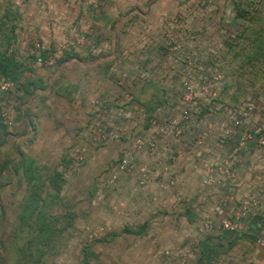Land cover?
I'll return each instance as SVG.
<instances>
[{"label": "crops", "instance_id": "1", "mask_svg": "<svg viewBox=\"0 0 264 264\" xmlns=\"http://www.w3.org/2000/svg\"><path fill=\"white\" fill-rule=\"evenodd\" d=\"M13 1L14 11L17 8L25 12L45 11L54 6L53 10L59 12L56 15L62 16L60 0H55L54 5L47 0L23 4L21 0ZM180 1L136 0L139 18L125 23L126 28L119 27L123 18L115 23L111 20L118 10H129L126 4L119 5L117 10L112 0H104L96 9L88 7L90 16L85 26L88 36H80L84 37L83 43L59 54L50 68L36 65L30 51L14 50L13 55L0 57V77L7 73L16 84L0 98V112L11 122L6 126L0 120V198L5 197L8 204L16 207L27 197L29 175L25 170L31 161L30 168L39 174L38 183L44 185L41 198L49 188L47 181L56 172L57 196L68 205L73 222H83V230L104 228L108 238L102 243L103 264H159L160 252L168 247L189 250L187 264H264V248L245 238L246 234L264 232V226L260 225H264V182L262 185L258 182L263 188L260 205L250 209L243 223L245 234L208 233L200 228L203 218L214 220L235 211V178L228 180L220 172L228 166L235 169V137L227 140L216 132L215 138L204 141V149H196L192 144L196 134L190 131L184 135L183 151L168 137H156L157 147L151 155L142 151L135 156L151 173L146 188L136 185L134 175L124 174H119L110 187L103 184L115 161L130 150L132 138L146 133L149 106L171 103L164 95L169 90L157 83L161 71L158 63L152 68L151 78L139 86L128 82L138 67L170 54L160 36V17L184 16L181 29L173 31L182 40H188L193 32L204 39L214 34L206 22L203 25L202 21L187 18L188 7ZM78 7L73 5L71 16L64 17V21L60 19L59 27L69 26L78 17ZM70 18L73 20L69 21ZM113 23L127 34L120 30L108 37ZM75 35L71 34L65 43H74ZM223 38L218 36L222 43ZM110 44L112 52L108 51ZM127 92H131L129 103L124 99ZM94 99L99 102L98 108L90 104ZM128 106L130 115L126 111ZM95 121L120 123L125 135L104 151L92 150L75 171L69 172L68 161L83 146L86 128ZM66 125L82 127L74 130L76 134L72 136L68 135ZM210 165L215 167L214 182L203 185L205 169ZM97 170L101 173L91 175ZM171 175L178 177L174 188L162 189ZM70 181L83 187L66 192ZM175 193L183 196L182 203L176 202ZM219 201H222L220 210L215 211Z\"/></svg>", "mask_w": 264, "mask_h": 264}, {"label": "rangeland", "instance_id": "2", "mask_svg": "<svg viewBox=\"0 0 264 264\" xmlns=\"http://www.w3.org/2000/svg\"><path fill=\"white\" fill-rule=\"evenodd\" d=\"M31 1L21 0L22 4ZM47 1L55 4V0ZM60 1L63 5L61 18L56 15L59 12L53 10L54 6L52 10L45 11L25 12L20 11V8L14 11L13 0H0V57L13 55L14 50L21 53L26 51L33 53L36 50L49 52L56 49L58 44L67 42L71 34H76V39L82 35L86 38L88 36L85 28L86 20L90 16L88 7L96 9L104 0ZM112 1L117 10L121 4L130 7L124 12H118V10L111 17L114 23L123 18L120 28H126L125 23L139 18V12L135 10L136 0ZM263 1L181 0L180 3L188 7L187 18L202 21L203 25L206 22L214 34L210 37L212 40L204 39L196 35V32L190 34L188 39L191 40L180 42L171 49L172 54L177 58L169 62L164 61L162 65L167 69L161 70L160 76L157 77L158 86L167 87V90H169L168 87H175L174 90L164 92V95L171 101V105L179 106L175 107L177 111L181 110L182 106V96L178 88L183 82H188L186 83L190 87V93L187 95L188 108L192 115L197 114L203 117L202 121L198 122L199 127L196 131L218 133L220 128L229 129L232 121L235 120V210L240 200L246 199L249 201L248 212L252 207L260 205L259 198L262 196L263 188L258 186V182L261 185L264 182V44L259 43L258 40L261 38L254 32L264 27ZM73 5L79 6V12L78 10V13L76 12L78 17L69 23V26L59 27L60 19L64 21V17L71 16ZM253 8L260 11V18L255 19ZM94 13L97 12L94 11ZM183 14L185 12L181 13ZM174 17L185 19L180 14ZM174 17L163 16L158 22L161 24L163 19ZM71 20L73 19L70 18L69 21ZM114 23L107 31L108 37L117 35L116 32L120 30H123L124 35L127 34L125 29L115 28ZM219 35L224 36L223 43L218 39ZM15 45L17 47L13 48ZM81 48L83 47L79 49ZM108 51H113L111 44ZM162 65L159 67L161 68ZM169 65L173 66L172 70L169 69ZM206 124L210 126L208 130H206ZM66 126L69 128L68 135L71 133L72 136L76 134L74 130L82 127ZM108 145L96 147L94 150L104 151ZM5 146L8 148V145ZM100 173L101 170H97L91 175L96 177ZM253 185L254 189H252ZM73 187L80 189L83 186H80L78 182L72 184L70 181L65 191L70 192ZM6 200L5 197L0 198V264H17L18 261H21L20 264H27L28 258L19 257L8 238L16 207L14 204H8ZM246 218L242 221V234L246 233L243 225ZM70 223L62 239L57 241V247L55 246L50 252H45V255L43 254L39 259L44 264H79L83 260L87 261V264L89 262L103 264L102 243L107 241V233L103 232L96 240L87 243L84 238V223L80 221L76 224L73 221ZM255 237H264V232L245 236V238H251V242Z\"/></svg>", "mask_w": 264, "mask_h": 264}, {"label": "built area", "instance_id": "3", "mask_svg": "<svg viewBox=\"0 0 264 264\" xmlns=\"http://www.w3.org/2000/svg\"><path fill=\"white\" fill-rule=\"evenodd\" d=\"M182 21L181 18H171V19H163L161 24L159 25V32L160 36L166 43V46L169 47L168 56L164 59L156 61L155 63H146L142 65L140 68L138 67L135 75L128 79L130 84L137 83L139 86L142 81L150 79V75L153 74V66L156 67L155 64L162 65L165 63L164 61H171L177 56L174 57L172 54L171 49L177 46L180 42L189 41L182 40L177 38L173 31L181 29ZM189 37V35H188ZM211 39V38H210ZM212 40V39H211ZM214 40V38H213ZM84 41V37H78L74 40L72 44H58L56 49L52 51H40L36 50L32 53L33 55V62L42 67V68H50L53 64L55 59L59 54L63 51L67 50V48L71 46H80ZM215 41V40H214ZM173 66L169 65V69L172 70ZM159 69L165 70L163 65ZM188 83V82H186ZM182 83L178 90L181 92V103L182 106L180 107L181 110H175V107H179L178 105L173 106L170 102L166 101L156 107L154 111L150 114L148 119V129L146 133L142 135H136L131 140V148L128 152L121 155L115 163L112 165L111 169L106 174L105 178L103 179V184L106 187L112 186L119 174L124 175H134L136 185L144 189L146 188L149 180L151 179V173L143 165H140L135 156L136 153L145 151L148 154H152L156 147H157V138H164L168 137L172 144L179 147L181 151L185 150L183 146V141L185 140L184 135L193 131L196 136H194V140L192 144L194 148L199 149L205 147L204 141L208 138H215V132L209 131H196L198 129V122L202 121L203 117L197 116V114L192 115L190 109L188 108L187 103V95L190 93V87L186 84ZM166 84V83H165ZM15 82L12 80L6 79L0 81V98L9 92H11L15 87ZM167 88V87H166ZM169 90H174L175 87H168ZM131 92L125 93L124 99L129 103ZM90 104L93 107L99 106V102L97 100H92ZM128 106L126 111L128 115L131 114V109ZM167 114H172V116H167ZM0 118L3 120L6 126H10L11 122L6 118L3 112H0ZM204 120V119H203ZM205 122V120H204ZM238 124V123H236ZM207 125L206 130L210 128ZM201 129V127H200ZM219 133H221L224 139H232L235 137V120L232 121L231 127L227 130H223L220 128ZM125 135V129L120 123H113L109 124L105 121H95L91 123L87 128L85 135L83 136V146H81L78 151L73 155L70 164L68 165V171L73 172L75 171L85 160L86 156L94 150L96 147L108 145L119 141L122 136ZM220 135L218 134V137ZM235 148V146H233ZM229 167V168H228ZM224 170L220 169V172H224V177L228 180H232L235 178V169L231 166H228ZM231 167V168H230ZM215 169L214 166L210 165L208 168L205 169V173L202 179L203 185H209L214 182V174L212 171ZM177 175H171L167 182L162 185V189L174 188L177 182ZM175 200L177 203H182L184 198L179 193H175L174 195ZM222 201H219L215 206V211H219L221 207ZM248 200H240L238 208L232 214L228 215H219L216 219H209L203 218L200 224V228L204 232L210 233H219V232H229V233H238L241 232L242 229V221L246 218L248 213ZM104 232L103 227H99L96 229H84V238L87 243L93 242L99 236H101ZM254 244L258 247L264 248V237H255L252 239ZM190 256L189 250H175L171 248H165L160 252V259L159 264H187V260Z\"/></svg>", "mask_w": 264, "mask_h": 264}, {"label": "trees", "instance_id": "4", "mask_svg": "<svg viewBox=\"0 0 264 264\" xmlns=\"http://www.w3.org/2000/svg\"><path fill=\"white\" fill-rule=\"evenodd\" d=\"M252 12L255 19L260 18L259 10L253 8ZM254 32H256L257 37L261 38L258 40L259 43L264 44V27H260L258 31ZM6 79L12 80L10 75L4 73L0 77V81ZM157 104L159 103L149 106L148 111H146L147 117L159 106H156ZM70 162L71 160L68 161L67 168ZM30 166L31 161H28L25 170V173L29 175L27 197L22 199L16 206L14 221L8 238L13 243L14 246H12L18 256L28 258L29 262L27 264H44L39 257L55 248L57 241L63 236L67 227L70 226V222L73 221V217L67 212L68 205L57 196L59 192V174L54 172L52 177L49 178L47 181L49 188L44 192V197L41 198L40 195L43 192L44 185L38 183L39 174H35ZM20 263L21 261H18L17 264Z\"/></svg>", "mask_w": 264, "mask_h": 264}]
</instances>
